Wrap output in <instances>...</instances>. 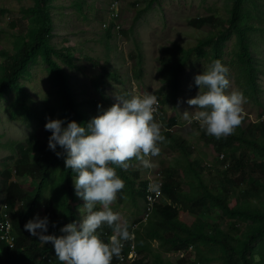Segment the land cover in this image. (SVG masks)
Returning <instances> with one entry per match:
<instances>
[{
    "label": "trees",
    "instance_id": "16d2710c",
    "mask_svg": "<svg viewBox=\"0 0 264 264\" xmlns=\"http://www.w3.org/2000/svg\"><path fill=\"white\" fill-rule=\"evenodd\" d=\"M51 1L33 0L32 6L22 8L23 16L29 21L27 26L11 36V47L0 51L5 63L0 74V101L13 94L15 107L9 111V118L26 125L33 123L35 128L13 170L10 167L0 170L7 180V184L0 187L8 206L4 213L10 214L16 237L14 248L0 241V264H63L52 244L41 243L24 225L43 212L49 218L44 235L59 237L65 235L60 231L62 227L82 220L83 199L77 196L73 183L76 173L66 168V154L57 156L56 152H63L59 145L55 152L49 149L52 133L45 130V124L50 117L65 120V127L73 120L83 125L100 114L90 107V104L96 105L94 99L80 98L72 75L57 61L60 59L70 68L79 67L72 64L75 62L70 50L57 49L51 42L55 25ZM145 1L148 3L143 9L135 5L137 1L133 3L137 9L134 24L160 0ZM6 11L0 7V14ZM211 11L210 16L189 21L197 29L206 22L211 24L209 32L193 41L192 46L176 43L161 49L158 72L163 84L155 95L162 108L154 117L165 137L158 146H168L175 156L160 168L161 196L154 206L148 207L149 181L144 177L150 166H139L140 160L136 158L127 161L126 169L110 165L125 182L117 193V211L110 207L120 213L118 223L130 222L128 230L136 238L124 244L121 255L125 256V261L114 256L112 264H128L132 244L138 253L134 264H264V119L246 126L250 116L244 114L235 131L219 139L208 135L195 120L192 125L200 137L195 140L183 135L184 139L182 133L173 130L180 124L178 116L168 114L165 108L170 103L178 104L185 90L182 85L187 69L192 60L200 56L211 63L220 59L231 68L228 75L237 78L248 99L255 102L263 99L259 73L264 67L258 63L255 53L260 45L256 36L264 39V0H225ZM105 24L107 36L127 33L122 24L119 28H115V22ZM3 34L0 30V40ZM232 37L230 58L226 60L224 55ZM130 58L135 61L133 77L140 82L144 69L139 44ZM39 59L46 66L53 87L44 105L34 102L19 85ZM115 74L119 79V74ZM102 78L103 75L93 80L94 86L101 90L105 88ZM123 94L128 99L132 96L130 92ZM200 140L213 146L216 155L211 164L207 163L206 151L200 148ZM142 169L146 171L141 174ZM26 179L30 181L29 186L25 185ZM95 209L101 210V206ZM125 211H130L131 216L123 215ZM2 217L0 211V220ZM97 231L105 243L109 242L113 234L111 227L105 224ZM191 247L193 252L188 254ZM182 250H186V256L177 259L171 256Z\"/></svg>",
    "mask_w": 264,
    "mask_h": 264
},
{
    "label": "rangeland",
    "instance_id": "374dc122",
    "mask_svg": "<svg viewBox=\"0 0 264 264\" xmlns=\"http://www.w3.org/2000/svg\"><path fill=\"white\" fill-rule=\"evenodd\" d=\"M136 1L137 4L135 5L141 9L145 8L148 3L145 0H143L144 2L142 0L51 1L52 19L55 24L53 45L57 49L70 50L75 64H78L79 67L69 68L61 63L60 59L57 61L67 73L72 75L75 90L80 98L95 100L96 105L90 104V107L97 114H101L100 106L104 110L108 109L116 103V95L123 96L125 91L138 96H143L147 92L155 95L163 84L158 72L159 58L162 55L161 49L172 47L176 43L192 46L193 41L209 32L211 24L206 22L197 29L195 26H191L189 21L193 18L210 16L212 7L221 6L225 2V0H160L151 9L145 11L139 21L134 24L137 9L133 3ZM32 5L33 0H0V7L8 10L4 14H0V30L4 33L0 40V51L3 48L11 47V36L17 35L20 30L27 26L29 21L20 10ZM115 14H118V18L122 26L126 28L127 33H115L113 36H107L103 24H114ZM256 37L259 39L260 45L255 56L258 63L264 67V39L259 36ZM233 41L234 37L228 41L227 52L224 55L226 60L230 58L229 52L232 49ZM137 44L142 50L144 69V75L140 82L133 77L135 61L130 58V54L136 50ZM4 64V59L0 55V74ZM211 64L208 58L205 59V56L195 57L184 76L182 86L185 90H183L178 104L174 106L170 103L165 106L167 113L178 116L180 121V124L175 126L173 130L195 140L199 136L192 125V122L195 121L196 106H190L187 101L195 98L199 92V87L195 85V76L203 74ZM225 66L228 67V65ZM114 72L119 74V79ZM102 75L103 82L106 81L105 88L98 90L94 86L93 80H99ZM91 76L93 77L91 78ZM114 76L115 78L111 79ZM228 79L230 81L228 93L232 91L242 92L233 75H228ZM259 81L264 95V69L259 74ZM19 85L39 105H44L45 100L48 101L50 98L49 93L53 91V87L49 83V73L40 59L32 65L29 73ZM246 100L247 102L243 105L244 114L250 116L246 126L264 119V96L262 101L258 102L251 101L247 97ZM13 103V94L0 101V170L5 167H10L13 170L15 161L20 157L22 148L27 145V141L35 129L34 124L26 125L9 118V111L15 107ZM186 111L188 112L187 118L183 115ZM199 145L208 154L207 163L211 164L216 155L213 146L205 145L202 140L199 141ZM174 156L175 152L168 146L161 147L158 156L147 158L150 168L147 172L142 169L141 174L145 172V177L150 171L154 172L158 168L164 167ZM138 165L141 166L143 163L139 161ZM11 179L14 180V177ZM26 181L25 185L29 186L30 181L28 179ZM6 184V176L0 172V187ZM4 199L5 194L0 190V211L3 210ZM116 203L117 198L112 204V208L117 211ZM84 204L85 201L83 200L81 205L84 206ZM97 206L100 207L99 204ZM40 213H42L41 218L45 217L43 212ZM83 214H86L85 209L82 210L81 216ZM123 215L130 217L131 212L125 211ZM125 224L130 230V222L126 221ZM185 254H187L186 250H182L172 253L171 256L176 258L183 257Z\"/></svg>",
    "mask_w": 264,
    "mask_h": 264
},
{
    "label": "clouds",
    "instance_id": "9594fccd",
    "mask_svg": "<svg viewBox=\"0 0 264 264\" xmlns=\"http://www.w3.org/2000/svg\"><path fill=\"white\" fill-rule=\"evenodd\" d=\"M228 74L229 68L216 59L203 74L195 76L199 92L187 101L190 106H196L194 119L200 127L217 139L231 135L241 124L243 105L247 102L242 92H227ZM115 98V104L106 110L100 106L101 114L86 124L73 120L65 127V120L50 117L45 124V130L52 133L49 149L55 152L59 145L63 152H56L57 156L66 154V168L76 173L73 183L77 196L85 201L86 214L81 221L62 227L60 231L65 235L59 237L44 235L49 218H41L39 214L24 229L41 243H51L63 264H112L114 256L123 259L125 242L135 240L127 224L118 223L120 213L110 207L125 186L116 168L110 165L126 169L127 161L136 158L150 166L145 158L160 154L158 145L165 137L161 124L155 122L154 114L159 109L156 95L147 92L143 96L132 95L130 99L119 95ZM183 115L187 118L188 112ZM2 204H6L5 199ZM98 204L101 210H94ZM105 224L113 230L107 243L97 231Z\"/></svg>",
    "mask_w": 264,
    "mask_h": 264
},
{
    "label": "built area",
    "instance_id": "2783aa9c",
    "mask_svg": "<svg viewBox=\"0 0 264 264\" xmlns=\"http://www.w3.org/2000/svg\"><path fill=\"white\" fill-rule=\"evenodd\" d=\"M114 22L116 24V28H119L121 25L120 19L118 18V14H115V19ZM104 26H106V24H103ZM159 102V109L156 113L161 111L162 108V104L160 102V100L158 99ZM161 176V171L160 169H157L154 172H149L147 175V178L149 180V194H148V207L149 209H151L155 202L157 201V199L161 196V189H160V184H159V178ZM8 206L6 204H4L3 210L1 211L3 213V217L0 220V241H2L3 243L7 244L10 248H14L15 247V243H16V237L14 236V228H13V223L10 217V214L8 213H4L5 209ZM191 252H193V247H191L188 250V254H190ZM187 254L183 255L186 256ZM123 259L121 261H125V256H122ZM138 257V253L135 249V245L132 244L131 245V250L130 253L128 255V264H134L135 259Z\"/></svg>",
    "mask_w": 264,
    "mask_h": 264
},
{
    "label": "bare ground",
    "instance_id": "6f19581e",
    "mask_svg": "<svg viewBox=\"0 0 264 264\" xmlns=\"http://www.w3.org/2000/svg\"><path fill=\"white\" fill-rule=\"evenodd\" d=\"M20 9H21V8H20ZM20 11H21V10H20ZM117 12H118V11H117ZM19 14H20V13H19ZM118 14H119V13H118ZM114 16H115V15H114ZM115 28H116V27H115ZM262 30H263V29H262ZM120 31H121V30H120ZM263 31H264V30H263ZM120 33H121V32H120ZM124 33H125V32H124ZM51 42H52V41H51ZM55 44H56V43H55ZM61 46H62V45H61ZM50 47H51V46H50ZM52 48H53V47H52ZM54 49H55V48H54ZM55 50H57V49H55ZM55 50H54V51H55ZM54 51H53V53H55ZM59 51H60V50H59ZM59 53H60V52H59ZM59 53H58V54H59ZM43 54H46V53H43ZM43 54H41L40 56H42ZM55 55H56V54H55ZM62 55H64V54H62ZM67 55H68V54H67ZM49 56H50V54H49ZM42 57H44V55H43ZM60 57H61V56H60ZM38 58H39V57H37V59H38ZM46 58H47V57H46ZM37 59H36V60H37ZM44 59H45V58H43V60H44ZM36 60H35V61H36ZM46 60H47V59H46ZM46 60H45V61H46ZM48 62H50V59L47 60V63H48ZM55 62H56V61H54V63H55ZM231 62H232V61H231ZM52 63H53V61H52ZM56 63H57V62H56ZM71 63H72V62H71ZM96 63H97V62H96ZM72 64H75V63H72ZM72 64H71V66H72ZM228 64H229V63H228ZM230 67H231V66H230ZM69 68H70V66H69ZM106 68H107V67H106ZM78 69H79V68H78ZM83 69H84V68H83ZM83 69H82V70H83ZM230 69H231V68H230ZM69 70H70V69H69ZM82 70H81V71H82ZM27 71H28V70H27ZM62 71H63V70H62ZM233 71H234V70H233ZM233 71H232V72H233ZM106 72H107V71H106ZM63 73H65V72H63ZM109 73H110V72H109ZM109 73H108V74H109ZM87 74H88V73H87ZM112 74H113V73H112ZM114 74H115V73H114ZM259 74H260V73H259ZM23 75H24V74H23ZM23 75H22V76H23ZM67 75H68V74H67ZM85 75H86V74H85ZM91 75H92V74H91ZM104 75H105V74H104ZM109 75L111 76V74H109ZM109 75H108V76H109ZM62 76H64V75L62 74ZM65 76H66V75H65ZM69 76H71V75H69ZM71 77H72V76H71ZM92 77H93V76H91V78H92ZM104 77H105V76H104ZM111 77H112V76H111ZM64 78H65V77H64ZM69 78H70V77H69ZM114 78H115V76H114L113 78H111V79H114ZM102 79H103V78H102ZM109 79H110V78H109ZM91 80H92V79H91ZM236 80H237V78H236ZM68 81H69V80H68ZM104 81H105V80H104ZM118 81H119V80H118ZM105 82H106V81H105ZM237 82H238V80H237ZM91 83H92V82H91ZM93 83H94V82H93ZM103 85H104V84H103ZM238 86H240V85H238ZM73 87H74V86H73ZM73 87H72V88H73ZM72 88H71V89H72ZM97 88H98V87H97ZM241 88H242V87H241ZM98 89H100V88H98ZM242 89H243V88H242ZM72 91H73V90H72ZM73 92H74V91H73ZM125 92H126V91H125ZM74 93H75V92H74ZM121 93H122V92H121ZM126 93H127V92H126ZM131 93H132V92H131ZM131 93H130V94H131ZM104 94H105V93H104ZM104 94H103V95H104ZM106 94H107V93H106ZM106 94H105V95H106ZM101 95H102V94H101ZM124 96H126V94H124ZM104 97H105V96H104ZM122 97H123V96H122ZM126 99H128V98H126ZM17 109H18V108H17ZM86 111H87V110H86ZM154 115H156V114H154ZM160 115H161V114H160ZM162 118H164V117L162 116ZM162 121L164 122V120H162ZM32 124H33V123H32ZM164 124H165V123H164ZM168 127H169V126H168ZM165 129H166V128H165ZM198 129H200V128H198ZM198 135H199V134H198ZM178 136H179V135H178ZM182 136H183V135H182ZM194 136H195V135H194ZM183 137H184V136H183ZM195 137H196V136H195ZM199 137H200V136H199ZM191 138H192V137H191ZM184 139H185V137H184ZM187 139H188V138H187ZM177 140H178V137H177ZM191 140H192V139H191ZM211 147H212V146H211ZM224 158H225V157H224ZM224 158H223V159H224ZM225 166H226V165H225ZM228 168H229V167H228ZM158 169H159V168H158ZM145 171H146V170H145ZM145 176H146V175H145ZM143 178H144V177H143ZM141 181H142V180H141ZM144 181H145V180H144ZM144 181H143V182H144ZM145 184H146V183H145ZM216 184H217V183H216ZM185 185H186V184H185ZM218 186H219V185H218ZM138 220H139V219H138ZM140 220H141V219H140ZM145 221H146V220H145ZM135 222H138V221H135ZM143 223H144V222H143ZM136 224H137V223H136ZM137 225H138V224H137ZM135 233H136V232H135ZM135 235H136V234H135ZM135 239H136V238H135ZM134 241H135V240H134ZM188 247H189V246H188ZM183 252H184V251H183ZM124 255H125V254H124ZM174 258H175V257H174ZM176 259H177V258H176ZM47 261H48V260H47Z\"/></svg>",
    "mask_w": 264,
    "mask_h": 264
}]
</instances>
